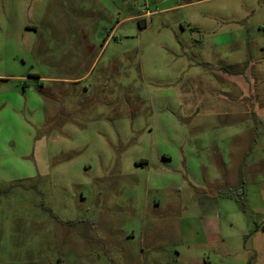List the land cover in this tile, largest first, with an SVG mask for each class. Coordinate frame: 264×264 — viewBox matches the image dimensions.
Here are the masks:
<instances>
[{
	"label": "rangeland",
	"instance_id": "1",
	"mask_svg": "<svg viewBox=\"0 0 264 264\" xmlns=\"http://www.w3.org/2000/svg\"><path fill=\"white\" fill-rule=\"evenodd\" d=\"M0 264H264V0H0Z\"/></svg>",
	"mask_w": 264,
	"mask_h": 264
}]
</instances>
